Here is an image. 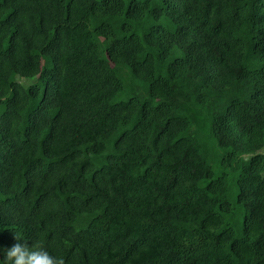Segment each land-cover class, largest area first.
Wrapping results in <instances>:
<instances>
[{"label": "trees", "instance_id": "16d2710c", "mask_svg": "<svg viewBox=\"0 0 264 264\" xmlns=\"http://www.w3.org/2000/svg\"><path fill=\"white\" fill-rule=\"evenodd\" d=\"M262 148L264 0H0V264H264Z\"/></svg>", "mask_w": 264, "mask_h": 264}, {"label": "clouds", "instance_id": "9594fccd", "mask_svg": "<svg viewBox=\"0 0 264 264\" xmlns=\"http://www.w3.org/2000/svg\"><path fill=\"white\" fill-rule=\"evenodd\" d=\"M17 240L23 236L16 233ZM5 264H65L63 257L55 256L45 247H29L27 243H16L5 250Z\"/></svg>", "mask_w": 264, "mask_h": 264}, {"label": "rangeland", "instance_id": "374dc122", "mask_svg": "<svg viewBox=\"0 0 264 264\" xmlns=\"http://www.w3.org/2000/svg\"><path fill=\"white\" fill-rule=\"evenodd\" d=\"M261 151L264 152V148H262Z\"/></svg>", "mask_w": 264, "mask_h": 264}]
</instances>
